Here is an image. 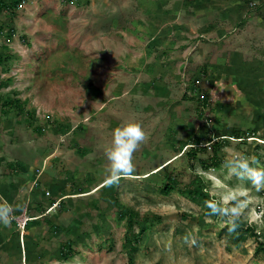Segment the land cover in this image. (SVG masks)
<instances>
[{
  "label": "rangeland",
  "instance_id": "1",
  "mask_svg": "<svg viewBox=\"0 0 264 264\" xmlns=\"http://www.w3.org/2000/svg\"><path fill=\"white\" fill-rule=\"evenodd\" d=\"M214 1L199 14L220 34L199 30L178 48H97L113 24L97 16L102 0H26L12 14L0 9V25L12 24L40 49L21 89L37 111L34 122L19 113L0 128V192L13 216L45 212L23 245L14 221L0 225V264H264L257 240L236 242L204 203L246 201L236 223L254 227L264 242V190L248 182L238 189L223 167L237 154L264 166V0ZM129 122L146 134L134 171L98 189L109 175L104 150L113 130ZM191 146L196 152L183 154ZM168 175L174 188L165 194ZM125 208L148 228L128 247L126 220L118 219ZM68 240L75 255L62 260Z\"/></svg>",
  "mask_w": 264,
  "mask_h": 264
},
{
  "label": "crops",
  "instance_id": "2",
  "mask_svg": "<svg viewBox=\"0 0 264 264\" xmlns=\"http://www.w3.org/2000/svg\"><path fill=\"white\" fill-rule=\"evenodd\" d=\"M102 1L103 7L97 16L113 18V24L110 29L101 31L103 41L97 40V48H178L182 45L181 38L201 35L199 30L217 34L221 31L203 23L206 18L199 14L206 7L210 8L214 0H111L110 4ZM5 26L10 29L12 41L5 43L0 35V128L11 125L13 117L19 113L32 119V124L37 112L27 105L28 94L24 95L21 89L27 66L40 49L29 48L26 36L12 24ZM108 37L111 40H107ZM35 128L41 131L40 126ZM13 165L21 169L23 163H10V167Z\"/></svg>",
  "mask_w": 264,
  "mask_h": 264
},
{
  "label": "clouds",
  "instance_id": "3",
  "mask_svg": "<svg viewBox=\"0 0 264 264\" xmlns=\"http://www.w3.org/2000/svg\"><path fill=\"white\" fill-rule=\"evenodd\" d=\"M215 94V92H212ZM146 134L141 125L135 122H129L113 130L110 145L104 150L105 157L108 161L106 170L109 173L107 182L113 183L122 175H129L134 171L133 154L145 141ZM223 167L227 169L230 176L241 182L237 188H241L243 182H248L257 191L264 190V166L255 156H236L226 159ZM205 206L210 210L211 215H217L222 218L223 222L230 225L229 232L237 228L236 220L240 215V209L246 206V201L237 200L231 207L223 206L217 201H205ZM13 207L10 204H0V225L5 228L11 226L13 221ZM186 242L191 245L195 240Z\"/></svg>",
  "mask_w": 264,
  "mask_h": 264
},
{
  "label": "trees",
  "instance_id": "4",
  "mask_svg": "<svg viewBox=\"0 0 264 264\" xmlns=\"http://www.w3.org/2000/svg\"><path fill=\"white\" fill-rule=\"evenodd\" d=\"M13 2H14L13 4L15 5L17 3V0H13ZM8 4L9 3L5 2L4 0H0V9H2L3 6H6ZM202 102H204V101L202 100ZM255 133L256 132H252V134H254V135H255ZM236 138L240 139V141H247L246 139H248V138H246V136H236ZM218 143L219 142H215L214 146L216 147L218 145ZM194 147L195 146H191L188 150H185L183 152V154H185L186 156H189L191 153L196 152L195 151L196 149ZM217 160H218V158L216 156H213V161L216 162ZM170 163L171 162L166 164L164 167H166ZM173 181H174V178L172 177V175H168L165 185L161 188V192H163L165 194H169L174 188ZM63 199H65V198L62 197L60 199V201L58 202V205L62 204ZM114 201H116V203L118 205H120V201H119V198L117 196L114 197ZM55 202L53 201V203H55ZM53 203L50 205V207L53 205ZM44 214H45V212L42 211L39 214L41 217L34 215L33 216L34 218L31 219L30 221H28L27 229L31 228L34 225H36L37 223H39V220L45 216ZM118 215H119L118 219H125L126 220V232H125L126 239H125L123 246L124 247L133 246V244L140 241V238L143 236V234L147 231L148 228H147L146 224L144 222H142V220L140 219L139 212H137L135 210L126 209V208L120 209L118 211ZM136 224L140 227V230L137 233L134 230V227ZM55 231L58 232L59 229L57 228V229H55ZM248 235L253 236L257 240L256 252L257 253H259V252L264 253V242L258 240L259 236L255 232L254 227L237 225L236 230L231 232V236L235 239L236 242L246 240ZM24 249H25V252L28 249V246H26V241H25ZM75 251L76 250L74 249L73 242L68 240L67 242H64L61 245V248L59 251L60 252V258L62 260H67L70 257L75 255Z\"/></svg>",
  "mask_w": 264,
  "mask_h": 264
},
{
  "label": "built area",
  "instance_id": "5",
  "mask_svg": "<svg viewBox=\"0 0 264 264\" xmlns=\"http://www.w3.org/2000/svg\"><path fill=\"white\" fill-rule=\"evenodd\" d=\"M62 1H65V0H62ZM26 4H27L26 0H17V3L15 5L14 4H12V5L8 4L6 6H3L2 9L6 13H11V12L14 13V11H18V10L22 9L23 7H25ZM10 33H11L10 29L7 26H1L0 25V35L4 39L5 43H11L12 38L10 36ZM46 117H47L46 121L47 122L50 121V119H49L50 116H46ZM42 130L44 131L45 127H43ZM34 184L35 185L38 184V178H36L34 180ZM46 193H47V195L50 194L49 191H47ZM0 204H9L7 199H5V197L1 194V192H0ZM54 204L57 205L58 202L57 203L55 202ZM52 208H54L53 205L50 207V209H52ZM33 218L34 217H31L30 215H28V213L26 211H24V213L21 214L19 217L14 215L13 221L17 227L18 232H20L19 238H20L22 245L24 244V235L26 233L27 223H28V221H30Z\"/></svg>",
  "mask_w": 264,
  "mask_h": 264
},
{
  "label": "bare ground",
  "instance_id": "6",
  "mask_svg": "<svg viewBox=\"0 0 264 264\" xmlns=\"http://www.w3.org/2000/svg\"><path fill=\"white\" fill-rule=\"evenodd\" d=\"M160 170H161V169H160ZM160 170H158V171H160ZM154 173H156V172H154ZM106 184H108V182H106L105 184L99 186L98 189H100L102 186H105ZM98 189H97V190H98Z\"/></svg>",
  "mask_w": 264,
  "mask_h": 264
}]
</instances>
